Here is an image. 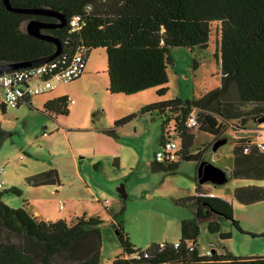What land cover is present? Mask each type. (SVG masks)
I'll return each mask as SVG.
<instances>
[{
	"label": "trees",
	"instance_id": "1",
	"mask_svg": "<svg viewBox=\"0 0 264 264\" xmlns=\"http://www.w3.org/2000/svg\"><path fill=\"white\" fill-rule=\"evenodd\" d=\"M15 10L49 11L61 18L31 16L9 11L0 0V65L26 63L51 56L55 46L35 39L22 29L30 20L58 25L61 28L42 29L61 46L59 56L70 57L77 50L85 60L92 50L106 54V92L110 96H130L156 89L163 97L168 89L167 68L172 64L170 49L182 47L199 55L210 44L211 27H219L218 47L213 54L219 66L220 85L197 100L173 99L159 101L139 110V114H156L161 119V142L168 126L181 139L180 149L172 161H154L155 171L173 175L178 161L199 163L202 150L189 153L195 130L220 140L224 126L231 121L246 122L250 115L264 124V0H8ZM78 18L76 26L70 21ZM196 68V58L192 60ZM75 81V80H74ZM73 82V81H72ZM27 100L25 103H28ZM67 97H59L43 106L44 113L68 117ZM251 105L250 111L240 106ZM1 107V106H0ZM18 108V107H17ZM16 108V109H17ZM4 107L1 111L4 113ZM195 114L197 126L185 127ZM128 115L113 123L105 133L116 138L115 130L128 123ZM245 131V130H244ZM4 131L0 129V140ZM227 141V140H226ZM211 146V147H212ZM249 152L244 153V148ZM231 179L264 181V152L248 138L234 141ZM29 185L60 186L56 170L37 174ZM182 199V205L193 207V219L180 223L178 248L174 244H152L146 250L136 249L122 228L116 229L122 254L112 264H264V255L254 258L234 257L230 253L201 256L197 251L199 221L207 220V231L228 239L221 224L229 222L244 233L233 219L231 205L202 190ZM19 195V191L11 189ZM233 198L240 204L264 201V187H238ZM102 222L95 217H76L65 221H42L32 216L27 204L10 208L2 202L0 193V264H99ZM194 247L189 251V247Z\"/></svg>",
	"mask_w": 264,
	"mask_h": 264
},
{
	"label": "rangeland",
	"instance_id": "2",
	"mask_svg": "<svg viewBox=\"0 0 264 264\" xmlns=\"http://www.w3.org/2000/svg\"><path fill=\"white\" fill-rule=\"evenodd\" d=\"M26 24L22 26L24 31ZM218 39L219 27L212 25L209 47L198 56L182 47L170 49L168 91L161 98L157 97L156 89L124 97L110 96L106 92V54L97 49L86 59L87 75L70 83H56L51 93L32 97L30 104L22 103L17 109L5 108L3 113L0 107V129L5 132L0 140V168L4 171L2 202L14 209L26 203L28 211L36 210L39 217L52 222L69 223L82 215L98 218L102 222L99 264H112L122 254L116 233L118 226L141 251L152 244L178 242L180 223L194 217L190 203L182 205L180 200L194 197L201 185L203 191L231 205L233 219L244 233L223 222L221 232L228 239L221 240L218 234L207 231V220H200L198 253L204 256L207 251L228 252L239 258L264 255V201L243 205L233 198L236 188L264 187V181L228 178L221 184L209 181L199 184V173L205 165L230 173L234 141L264 140V131L251 130L259 125L264 129L263 123L253 115L246 122L237 119L229 125L217 118L224 126L220 139L227 141L216 151L211 147L213 137L195 130L189 153L202 150L201 161L175 158L178 168L168 175L151 166L155 154L161 151L162 121L154 113L139 114L144 103L197 100L218 88L220 72L213 57ZM193 58L198 62L196 68ZM52 95H66L74 101L73 106L68 105V117L43 112V102ZM240 108L250 111L253 107ZM128 115L134 118L115 130L116 138L105 133L115 121ZM167 131L180 149L181 139ZM49 170L58 172L60 186L29 185L31 177ZM11 189L18 190L19 195L11 193Z\"/></svg>",
	"mask_w": 264,
	"mask_h": 264
},
{
	"label": "built area",
	"instance_id": "3",
	"mask_svg": "<svg viewBox=\"0 0 264 264\" xmlns=\"http://www.w3.org/2000/svg\"><path fill=\"white\" fill-rule=\"evenodd\" d=\"M77 20V17L73 18L70 21L71 26H76ZM84 64V53L81 50H77L69 58L62 56L56 61L52 60L35 67L0 74V106L17 108L22 102H26L32 97L53 91L56 83L66 84L77 80L84 72ZM69 103L73 104L74 102L69 100ZM195 117V114H191L185 123V127L192 128L197 126L198 123ZM167 130H171L173 133L172 127L168 126L165 129L161 151L157 152L154 157L157 163H161L164 160L172 161L174 154L179 150ZM256 146L260 151L264 152L263 143H256ZM243 152L248 153L249 149L246 147ZM3 172V168H0V188L3 186ZM178 246V243L174 244V248H178ZM193 248V246L189 247V251H192ZM204 256H211V251H207Z\"/></svg>",
	"mask_w": 264,
	"mask_h": 264
},
{
	"label": "water",
	"instance_id": "4",
	"mask_svg": "<svg viewBox=\"0 0 264 264\" xmlns=\"http://www.w3.org/2000/svg\"><path fill=\"white\" fill-rule=\"evenodd\" d=\"M6 8L15 13H22V14H28L31 16H47V17H55L58 20L61 21V18H59L57 15H55L52 12L49 11H39V10H15L9 6L8 0H3ZM64 26V23L58 24V25H50L41 23L37 20H30L26 24L25 32L28 36L33 37L38 40H42L45 42H49L55 46V51L51 56L39 58L30 62L26 63H18V64H12V65H0V74L9 73L15 70L25 69L29 67H35L47 62L52 61L54 58L59 56L61 51L60 43L54 39L53 37L43 34L42 29H52V28H61ZM259 122H262V119L259 120ZM226 140H220L215 142V144L212 146V151H216L221 145L225 144ZM201 175V179L199 180V184H202L206 181H209L213 184H221L227 180L225 173L222 172L218 168H214L211 165H205L199 173V176Z\"/></svg>",
	"mask_w": 264,
	"mask_h": 264
},
{
	"label": "crops",
	"instance_id": "5",
	"mask_svg": "<svg viewBox=\"0 0 264 264\" xmlns=\"http://www.w3.org/2000/svg\"><path fill=\"white\" fill-rule=\"evenodd\" d=\"M86 66H87V61L85 60V64H84V72H83V74L85 75H87V73H85L86 72ZM82 74V75H83ZM90 76H93L94 75V73H92V74H89ZM52 92V91H51ZM51 92H48V93H51ZM47 93V94H48ZM138 94V93H137ZM121 96V95H120ZM59 97H67L69 100H72V99H70L68 96H66V95H59V96H57V95H52V97H50V98H47L44 102H43V105H45V104H47L49 101H52V100H54V99H57V98H59ZM124 97V96H123ZM30 101V100H29ZM29 101H28V103H29ZM73 101V100H72ZM74 102V101H73ZM22 103H25V102H22ZM21 103V104H22ZM20 104V105H21ZM27 104V103H26ZM30 104V103H29ZM152 104V103H151ZM19 105V106H20ZM69 105V104H68ZM70 105H74V104H70ZM146 105H149V104H146V103H144V105H142L141 107H140V109L141 108H143V107H145ZM18 106V107H19ZM5 109V108H4ZM68 110H69V106H68ZM72 110H73V108H72ZM69 115V114H68ZM57 117H61V116H57ZM62 118H66V117H62ZM262 123V122H261ZM260 123V124H261ZM262 125H264V124H262ZM63 130H70V129H67L66 127H63ZM246 130H248V129H246ZM251 130H254L255 132H263L264 131V129L263 128H261L260 127V125L258 126V127H255V128H252ZM260 136V135H259ZM258 136V137H259ZM248 139H250L252 142H254V143H263L264 144V140H259V141H255L254 140V138H248ZM225 176H226V178L228 179L229 178V173L228 174H225ZM211 195H213L212 193H211ZM32 216H34V217H36L38 220H42V221H48L47 219H42L41 217H39V214H38V212L36 211V210H33V213H31L30 211H28ZM52 222V221H51Z\"/></svg>",
	"mask_w": 264,
	"mask_h": 264
}]
</instances>
